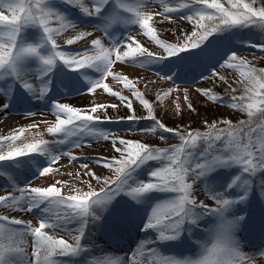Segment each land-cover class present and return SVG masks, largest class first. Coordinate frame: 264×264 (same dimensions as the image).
Listing matches in <instances>:
<instances>
[{
  "label": "snow or ice",
  "instance_id": "6c2138e0",
  "mask_svg": "<svg viewBox=\"0 0 264 264\" xmlns=\"http://www.w3.org/2000/svg\"><path fill=\"white\" fill-rule=\"evenodd\" d=\"M256 4L257 0H0V110L10 111L20 101H43L54 117L42 121L49 125L51 141L41 138L17 144L23 127L0 136V178H6L8 191L0 196V208L6 210L0 214V264H246L264 256V245L255 254L242 250L237 231L253 225L250 217L234 212L238 205L264 204V69L257 70L231 48L234 43L264 53V0ZM155 17L183 20L190 27L168 42L158 35ZM76 29L80 30L75 38L60 39ZM134 30L159 51L142 46L131 34ZM244 30L257 33L259 42L240 39ZM86 38H91L89 46L71 47ZM116 65L139 66L171 82L196 71L195 83L219 79L227 84L220 69L237 70L243 94L235 95L233 88L225 101L211 90L196 91L207 101L246 114L247 119L237 124L228 118L205 120L207 130L169 127L134 79L122 67L114 70ZM108 77L123 88L113 90L105 83ZM97 89L118 103L77 107L51 95L59 90L70 97L73 92L84 95ZM174 91L169 88L157 95L156 103ZM134 101L146 110L144 116L135 115ZM121 106L129 110L127 117L108 114L109 108ZM188 108L195 111L190 102ZM23 115L36 113L28 108ZM141 120L151 123L134 127ZM120 123L129 125L126 132L150 133L161 141L170 133L179 143L153 147L102 127ZM101 140H110L117 155H72L73 150ZM54 145L66 147L54 151ZM61 157L84 161L81 168L90 178L83 181L86 190L72 188L64 193L56 186L59 181L32 187L26 178L28 186H19L22 167L33 179L44 177L58 171L53 165ZM90 163L109 174L97 175ZM13 212L31 218L11 216ZM210 216L217 221L216 242L210 248L200 245L196 258L161 250L160 245L190 240ZM138 222L146 236L135 247L123 255L90 259L98 247L94 230L107 226L106 235L118 240L123 226ZM259 226L264 233V218ZM65 232L70 239L59 235Z\"/></svg>",
  "mask_w": 264,
  "mask_h": 264
},
{
  "label": "rangeland",
  "instance_id": "374dc122",
  "mask_svg": "<svg viewBox=\"0 0 264 264\" xmlns=\"http://www.w3.org/2000/svg\"><path fill=\"white\" fill-rule=\"evenodd\" d=\"M128 2H133V0H128ZM250 2V0H249ZM254 6H260V0H257V4ZM155 26L158 30V35L160 38L168 41L174 42L176 37L181 35L185 29H188L190 25L183 20H176L174 22L162 20L161 17H155ZM132 27V26H129ZM80 29L70 30L68 33L64 34L60 39L65 38H75V35L78 33ZM90 30V29H89ZM255 35V40H251L254 43L259 42V35L251 30H244L238 34L240 39H244L247 37V34ZM144 47L149 48L152 51H159V49L152 44L146 37H144L141 33L134 30L131 33ZM232 35V34H228ZM244 36V37H243ZM235 37H233V40ZM91 38H86L83 41H77L71 47L73 49H80L90 45ZM241 46V45H240ZM232 51H237L238 56L241 58H245L251 62V66L255 67L257 70L264 69V53H261L258 48L251 47H242L237 48L234 44L231 47ZM122 67L123 73L128 74L130 78H133L137 84V87L144 93L145 98H147L150 102L154 104L155 114L157 117L165 123L169 127H177L184 126L190 127L194 130H207L204 125V121L212 122L214 120L224 119L217 118L219 116L225 115V118L230 119L234 114H242L238 110H232L230 107L218 105L217 103L207 101L205 97H203L200 93L196 91V89H206L211 90L218 96H221L223 100H230L233 95L232 89H236L235 95L239 96V89L241 87L242 91L244 90L243 85L238 83L240 80L239 72L234 69H220V74L225 76L228 83L225 84L223 81L219 79H207L201 80L198 83H195L197 79H199V73L194 72L185 75L181 79H177L176 82L166 81L160 78V76L155 74V71H145L141 69L139 66H114L115 71H120ZM155 70V69H154ZM206 74V72H205ZM191 75V76H190ZM105 83L109 85L113 90H121L123 88L122 84L117 83L112 77H108L105 80ZM169 88H175L176 91L170 93V95L164 98L159 104L156 103L157 95L162 96L164 91H167ZM187 89V93L185 90ZM125 95H129L127 90H124ZM51 95L55 97L60 102L68 103L70 106L77 107H85L89 105H96L101 103H118L117 99L111 97L110 95L103 92L102 89H97L95 93H86L84 95H79L76 92L72 93V96L66 97L64 94L57 90L52 92ZM187 95L188 99H185ZM189 102L195 109V111H191L188 108ZM47 102L43 101H20L16 103L10 111L0 110V136L7 135L13 130H18L19 128H24V133L21 136V140L16 143L19 144L21 142H34L39 139L52 140L53 137L51 134L47 133V127L49 126L42 121H53V115L47 111ZM134 110L135 115L137 117L144 116L146 114V110L142 108L138 102L134 101ZM31 108L33 112L36 113L35 116L28 117L23 115V111ZM100 114V113H97ZM108 114L113 118L118 117H127L130 112L127 108L121 106L119 109L113 110L111 108L108 109ZM223 114V115H222ZM151 123L150 121L148 122ZM234 123V122H233ZM32 124H37L36 127H30ZM122 124V123H120ZM113 125V124H110ZM119 125V124H117ZM128 125V124H126ZM224 127L225 125H221ZM122 127V125H121ZM115 134L119 137H123L133 141H141L147 142L150 146L153 147H168L170 145H174L179 143L178 139L173 137L170 133H165L164 135L168 136L169 139L166 141H161L158 136H154L150 133H141V132H126L124 128L118 129L115 128ZM111 140V138H110ZM109 141H94L91 144L86 145L81 149H75L72 151V155L77 157H107L111 158L114 155H117L113 152L111 148V143ZM53 150L62 149L66 146L64 145H54L52 146ZM4 150H7L5 147ZM84 161H76L71 162L67 157H61V159L57 162L56 165H53L54 168H57L58 171H53L46 174L44 177H38L33 179L31 172L26 168L22 167L21 171L23 172L24 179L20 182L21 187L28 186L25 182V178L27 181H30V186H40L47 187L59 181L60 183L56 184L57 187H60L64 193H68L72 188H81L86 190V184L83 181L89 180L90 178L84 175V169L81 168V163ZM90 169L95 171L97 175L106 176L109 173L107 170H102L100 166L96 164L90 163ZM6 178H0V196H4L8 194V191L5 190ZM93 187H97L95 181H92ZM159 195V194H154ZM203 195L200 196V199H204ZM214 206V205H213ZM243 209V212H241ZM258 211V212H256ZM6 210L0 208V214L5 213ZM236 214H244L250 217V223L253 227L249 228L247 231L242 226L236 234V238L240 239L243 245L242 250L247 254H255L258 249L264 245V233L261 232L260 229V221L261 218H264V204L260 202H252L250 205H238L236 209H234ZM11 216L23 217L24 219L31 218V214L28 213H18L13 212L10 213ZM207 217L201 224V229H203V233L195 236L198 238H193L194 240H190L191 242H187L186 245L181 246L179 242H175V247H191L192 251L196 252L195 256H190L192 258H196V256L200 253L201 248L200 245H204L206 247H211L213 243H215V230L217 226V221L215 217H211L214 222L208 220ZM231 218V215L229 216ZM33 223H36L33 220ZM143 226L142 223H137L136 227L139 228ZM73 227V226H69ZM244 230H243V229ZM107 226L103 228V230L96 229L94 239L97 248L94 249L92 257L90 259H99L105 255H123L126 249L122 247H113L110 245H105L104 242V233H106ZM59 235L64 236L66 239H70L69 235L65 233H59ZM189 241V240H187ZM192 241H199V244H195ZM101 245V246H100ZM154 245H148L147 247H153ZM147 250V248L145 249ZM31 249H29V252ZM246 264H264V256H260L254 260L246 261Z\"/></svg>",
  "mask_w": 264,
  "mask_h": 264
},
{
  "label": "trees",
  "instance_id": "16d2710c",
  "mask_svg": "<svg viewBox=\"0 0 264 264\" xmlns=\"http://www.w3.org/2000/svg\"><path fill=\"white\" fill-rule=\"evenodd\" d=\"M239 91H240V93H242L243 91H242V89H241V87H240V89H239ZM223 115V114H222ZM225 118V115H223V116H219V117H216V118H214V119H217V118ZM245 119H247V116H246V114L245 115H241V116H239V114H234V115H232V117L230 118V120L232 121V122H234V124H237L240 120H245ZM139 133V132H138Z\"/></svg>",
  "mask_w": 264,
  "mask_h": 264
}]
</instances>
